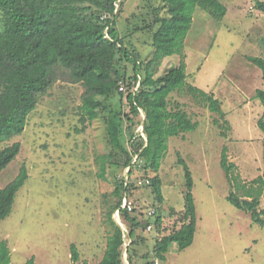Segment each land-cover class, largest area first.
Returning a JSON list of instances; mask_svg holds the SVG:
<instances>
[{"label":"rangeland","instance_id":"rangeland-1","mask_svg":"<svg viewBox=\"0 0 264 264\" xmlns=\"http://www.w3.org/2000/svg\"><path fill=\"white\" fill-rule=\"evenodd\" d=\"M221 1L228 8L222 20L198 8L184 52L168 56L153 67L157 74H162L184 61L187 85L170 95V106L179 105L198 126L168 137L167 155L160 171L151 174L161 176L163 201L157 202L149 184L134 189L132 196L148 206L145 211L151 210L156 200L164 224L171 228L179 226L173 213L184 207L186 192L180 154L194 179V241L177 251L175 243L163 240L160 244L164 258H160L152 253L157 233L143 229L140 232L148 240L136 247V264H156V260L158 264H264V226L254 223L249 213L227 199L231 191L244 197L251 187L256 190L258 184L253 180L264 172V135L258 126L264 108L255 96L264 85L261 70L247 59L264 58V14L250 10L255 0ZM119 7L120 35L148 62L153 56V34L158 27L154 13L167 16L164 1L122 0ZM145 25L151 26L140 29ZM73 67L56 68V81L30 113L24 131L1 143L6 146L20 142L21 150L0 172V187L16 177L23 164L29 171L11 213L0 222V241L8 242L11 264H24L32 257L35 264H99L105 255L109 211L117 200L113 193L116 174L114 165L107 164L106 173L101 176L97 156L113 151L106 116L111 111L129 108L114 90L110 95L97 96L107 106L99 110L97 119L82 121L84 113L80 107L87 84L110 88L116 83L98 68L91 51L75 58ZM77 73L85 79L77 80ZM128 73L133 74L131 64ZM191 84L213 92L222 102L224 115L194 96L188 88ZM145 117L142 110L143 121ZM142 128L143 125L138 130L142 132ZM225 148L235 164L233 183L221 166ZM128 170L123 172L127 177ZM132 179L139 185V177ZM260 197L264 208V194ZM112 217L123 223L119 210ZM166 233L163 231L159 237ZM72 243L78 247V261L71 256ZM148 252L147 261L143 256Z\"/></svg>","mask_w":264,"mask_h":264},{"label":"trees","instance_id":"trees-1","mask_svg":"<svg viewBox=\"0 0 264 264\" xmlns=\"http://www.w3.org/2000/svg\"><path fill=\"white\" fill-rule=\"evenodd\" d=\"M163 1L167 16L155 11L158 27L153 34V56L144 62L138 49L125 43L120 35L118 15L122 0H0V172L21 150L20 142L6 146H1V143L24 131L30 113L56 81V68L74 69L75 58L88 51L92 52L98 68L110 76L116 86L107 88L97 83L87 84L80 107L84 113L82 121L97 119L99 110L107 108L97 96L110 95L114 90L120 95L121 103L125 102L129 108L128 111H111L106 116L108 140L113 151L97 156L101 176L105 175L107 164L114 165L116 187L113 193L117 198L109 211L110 232L104 258L99 264H124L126 251L129 263L136 264V247L148 240L140 231H148L149 225H152L149 232L157 233L152 253H157L160 258H164L161 241L175 243L174 248L182 251L193 243L196 233L194 179L187 161L178 155L186 181L184 207L173 213L179 226L171 228L164 224L165 218L157 205L163 201L162 179L159 175L151 176L153 172L160 171L167 155L168 137L182 135L198 126L179 105L170 106V95L187 85L186 65L180 61L162 74H157L153 67L168 56L184 52L198 8L216 20H222L228 8L221 0ZM254 3L251 11L264 14V0H255ZM247 59L261 70L264 85V58L248 56ZM129 64L133 67V74L128 73ZM77 75V80L85 79V76ZM118 82H121L120 86ZM188 88L211 110L224 115L222 102L213 92L192 84ZM255 96L264 108V86L256 90ZM142 110L146 114L144 121ZM225 123L229 124L227 120ZM141 125L142 132L138 130ZM258 126L264 135V115ZM123 136L127 138V144ZM221 166L233 183L235 164L229 160L226 148L222 152ZM125 168H129L128 177L123 173ZM135 175L139 179L150 180L149 185L157 200L151 204L155 209L153 215L148 214L150 210L145 211L148 206L132 199L134 189L141 187L133 181ZM28 178V167L23 164L17 176L5 187H0V222L11 213L17 193ZM253 183L258 184L256 190L251 187L244 197L231 191L227 199L238 209L249 213L254 223L264 226L260 197L264 194V172ZM125 195L133 200V210L122 208ZM116 210H119L129 231L126 236L122 226L112 217ZM163 231L167 233L160 238ZM129 240L131 242L126 246ZM71 250L73 260L78 261L80 253L75 243L71 244ZM149 256L148 252L143 258ZM0 264H11L7 240L0 241ZM24 264H35L34 257Z\"/></svg>","mask_w":264,"mask_h":264},{"label":"built area","instance_id":"built-area-1","mask_svg":"<svg viewBox=\"0 0 264 264\" xmlns=\"http://www.w3.org/2000/svg\"><path fill=\"white\" fill-rule=\"evenodd\" d=\"M250 10H254V5L250 6ZM121 89L123 90L124 87L123 85H121ZM139 185H143V184H149L150 180L149 179H140L138 180ZM122 208L128 209V210H133L134 208V202L131 198H129L128 196L125 195V197L123 198V202H122ZM155 213V209H151L148 214L149 215H153ZM120 225L122 226L123 230H124V236H126L129 231L127 229V227L121 222L119 221ZM152 228V225L148 226V231ZM127 244V243H126ZM127 246V245H126ZM158 262V261H157ZM124 264H130L128 261V252H125V257H124Z\"/></svg>","mask_w":264,"mask_h":264}]
</instances>
